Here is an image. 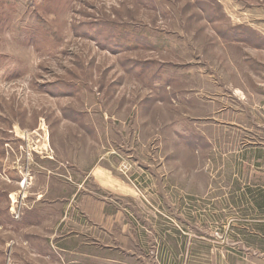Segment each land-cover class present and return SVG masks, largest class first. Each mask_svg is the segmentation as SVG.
<instances>
[{"label": "rangeland", "instance_id": "374dc122", "mask_svg": "<svg viewBox=\"0 0 264 264\" xmlns=\"http://www.w3.org/2000/svg\"><path fill=\"white\" fill-rule=\"evenodd\" d=\"M261 201L264 0H0V264H264Z\"/></svg>", "mask_w": 264, "mask_h": 264}, {"label": "trees", "instance_id": "16d2710c", "mask_svg": "<svg viewBox=\"0 0 264 264\" xmlns=\"http://www.w3.org/2000/svg\"><path fill=\"white\" fill-rule=\"evenodd\" d=\"M258 205H259L260 207H262V206L264 205V202L261 201V202L258 203Z\"/></svg>", "mask_w": 264, "mask_h": 264}, {"label": "crops", "instance_id": "0c3cea01", "mask_svg": "<svg viewBox=\"0 0 264 264\" xmlns=\"http://www.w3.org/2000/svg\"><path fill=\"white\" fill-rule=\"evenodd\" d=\"M43 158H45V157H43ZM49 158H50V157H49ZM26 181H27V180H25V183H23V184L21 183V184H22L23 186H25V184H26Z\"/></svg>", "mask_w": 264, "mask_h": 264}, {"label": "bare ground", "instance_id": "6f19581e", "mask_svg": "<svg viewBox=\"0 0 264 264\" xmlns=\"http://www.w3.org/2000/svg\"><path fill=\"white\" fill-rule=\"evenodd\" d=\"M25 183V180L22 182V184Z\"/></svg>", "mask_w": 264, "mask_h": 264}, {"label": "built area", "instance_id": "2783aa9c", "mask_svg": "<svg viewBox=\"0 0 264 264\" xmlns=\"http://www.w3.org/2000/svg\"><path fill=\"white\" fill-rule=\"evenodd\" d=\"M24 179H25V178H24ZM24 179H23V180H24Z\"/></svg>", "mask_w": 264, "mask_h": 264}]
</instances>
